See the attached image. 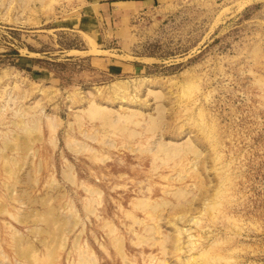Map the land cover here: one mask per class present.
Listing matches in <instances>:
<instances>
[{
	"label": "rangeland",
	"instance_id": "374dc122",
	"mask_svg": "<svg viewBox=\"0 0 264 264\" xmlns=\"http://www.w3.org/2000/svg\"><path fill=\"white\" fill-rule=\"evenodd\" d=\"M83 10L0 0V264H264V0Z\"/></svg>",
	"mask_w": 264,
	"mask_h": 264
},
{
	"label": "crops",
	"instance_id": "0c3cea01",
	"mask_svg": "<svg viewBox=\"0 0 264 264\" xmlns=\"http://www.w3.org/2000/svg\"><path fill=\"white\" fill-rule=\"evenodd\" d=\"M171 0H84L82 16L103 23L128 19L158 6H166Z\"/></svg>",
	"mask_w": 264,
	"mask_h": 264
}]
</instances>
